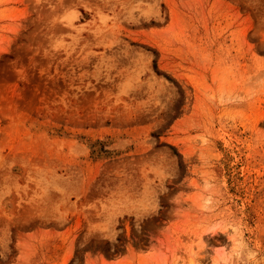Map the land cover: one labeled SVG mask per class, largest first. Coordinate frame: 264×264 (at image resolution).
Wrapping results in <instances>:
<instances>
[{"label":"rangeland","instance_id":"374dc122","mask_svg":"<svg viewBox=\"0 0 264 264\" xmlns=\"http://www.w3.org/2000/svg\"><path fill=\"white\" fill-rule=\"evenodd\" d=\"M0 264H264V0H0Z\"/></svg>","mask_w":264,"mask_h":264}]
</instances>
